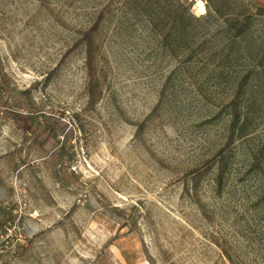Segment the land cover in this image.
<instances>
[{"label":"rangeland","instance_id":"rangeland-1","mask_svg":"<svg viewBox=\"0 0 264 264\" xmlns=\"http://www.w3.org/2000/svg\"><path fill=\"white\" fill-rule=\"evenodd\" d=\"M202 1L191 11L209 42L187 61L180 35L165 44L124 0H0V264H230L217 239L264 264V178L250 170L264 146V0H235L243 36ZM108 2L103 95L87 108L84 50L68 49ZM252 67L222 193L213 167L187 195L186 171L228 134L226 113L205 120Z\"/></svg>","mask_w":264,"mask_h":264},{"label":"trees","instance_id":"trees-1","mask_svg":"<svg viewBox=\"0 0 264 264\" xmlns=\"http://www.w3.org/2000/svg\"><path fill=\"white\" fill-rule=\"evenodd\" d=\"M131 3L138 12L145 17L151 25L161 35V40L169 45L170 36H181L180 46L187 51V61L191 60L198 50L206 47L209 40L205 36V25L201 23L200 17H196L191 11L193 0H124ZM209 10L213 12L214 17L220 18L233 26L238 33L243 36L249 29L248 17L234 12L235 0H206ZM108 2L101 7L91 25L83 30L79 37L68 49V53L77 48L84 50V70L86 77L87 108H93L101 100L103 95V82L99 74L98 59L100 46L96 35L104 20L106 11H108ZM206 18L205 20H207ZM179 46V45H178ZM257 64L263 67L264 57H260ZM256 74V68L252 67L244 74L239 76L235 82L233 94L230 99L220 107L217 114L205 123H210L218 118L222 113L229 116L228 134L223 145L200 165L190 168L185 173L184 190L187 195L196 193L202 180L214 168L213 184L215 192L221 194L225 185V180L230 169L231 154L229 147L231 143L247 135L249 131V119L243 112V100L250 80ZM158 106H155L150 116H158ZM143 124L139 126L142 130ZM251 171H260L264 178V146L252 154ZM216 244L221 249L223 255L230 264H241L235 256L232 255L226 244L218 239ZM243 264V263H242Z\"/></svg>","mask_w":264,"mask_h":264},{"label":"bare ground","instance_id":"bare-ground-1","mask_svg":"<svg viewBox=\"0 0 264 264\" xmlns=\"http://www.w3.org/2000/svg\"><path fill=\"white\" fill-rule=\"evenodd\" d=\"M197 6L199 8V11L204 12L205 11V6L202 0H197Z\"/></svg>","mask_w":264,"mask_h":264}]
</instances>
